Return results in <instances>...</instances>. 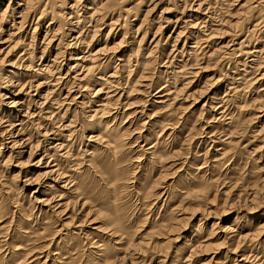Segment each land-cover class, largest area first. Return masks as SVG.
<instances>
[{
    "label": "rangeland",
    "instance_id": "374dc122",
    "mask_svg": "<svg viewBox=\"0 0 264 264\" xmlns=\"http://www.w3.org/2000/svg\"><path fill=\"white\" fill-rule=\"evenodd\" d=\"M22 3H0V264H264L257 9L110 0L93 28L88 1L19 25Z\"/></svg>",
    "mask_w": 264,
    "mask_h": 264
},
{
    "label": "bare ground",
    "instance_id": "6f19581e",
    "mask_svg": "<svg viewBox=\"0 0 264 264\" xmlns=\"http://www.w3.org/2000/svg\"><path fill=\"white\" fill-rule=\"evenodd\" d=\"M2 1L3 0H1L0 1V3H2ZM9 1L10 0H8V3H9ZM20 2H23L21 5H18L17 4V10H18V15H19V18L20 19H22V21L19 23V25L21 24L22 25V22L23 21H25V18L31 13V14H33V12H30L32 9H33V6H30V5H28V2H34V1H36V0H19ZM78 1V0H77ZM80 1V3L82 4V5H84L85 4V2H87L88 1V3H91V5L93 6V7H88L87 9H85V10H87V12H83L81 15L83 16L82 18L83 19H81L80 18V20H84L83 21V23H85V21H87L88 23H93V28L94 27H96L97 25H98V23H100V24H103L104 23V18H108V15H109V12L107 11V9H109V7L108 6H106L105 5V3H107L108 1H110V0H106L104 3H103V0H79ZM242 1H244V3L241 5V6H239V3H237V2H242ZM48 2V1H47ZM234 2H236V3H234L235 4V8L236 7H238V10H240L241 8H243V6L245 5V4H247V6H244V7H246V12L245 13H247V11L249 12V10H251V11H253V10H256V13H258V18H260L261 20H263V22H264V18L260 15L261 13H262V11H264V0H234ZM74 3V5H77V3L76 2H73ZM71 4V3H70ZM98 4H100L99 6H98ZM209 4V3H208ZM213 4V3H212ZM8 5V4H7ZM74 5H71V6H69V9H73L74 8ZM80 5V4H79ZM89 6V5H88ZM2 7V6H1ZM5 7V6H4ZM45 7V6H44ZM86 7V6H85ZM189 7V6H188ZM12 8V7H11ZM152 8H153V6H152ZM152 8L150 9L149 8V12L150 11H152ZM187 8V7H186ZM196 9H191V11L192 12H195L196 14L199 12V10H200V6H197V7H195ZM207 8V7H206ZM234 8V9H235ZM7 9H9V8H6L5 10H7ZM68 9V8H67ZM204 9V8H203ZM4 10V11H5ZM44 10V9H43ZM238 10H237V13H238ZM244 10V9H243ZM3 11V12H4ZM33 11V10H32ZM77 11H79V10H77ZM81 11V10H80ZM123 11H125V13H126V9H124ZM148 11V10H147ZM0 12H2V10L0 11ZM9 12V11H8ZM61 12V11H60ZM63 12V11H62ZM204 12H205V9H204ZM253 12H255V11H253ZM14 13H16L15 11H14ZM190 13V12H189ZM241 13V12H240ZM62 16L65 14V12H63V13H60ZM72 14H74V13H72V12H68V13H66V15L64 16V18L66 19L67 17H69L68 19H66V21L68 22V24H69V26H70V32L69 33H71V35L69 36V37H71L72 36V34H75L76 33V35H77V37H75V38H73V40H75V39H78V37L79 36H81L82 35V33L81 32H74L73 31V28L76 26V25H78L79 24V21L78 22H76V18H73L72 17ZM187 14V13H186ZM191 14V13H190ZM199 14H201V13H199ZM251 14H253V13H251ZM40 15L42 16L43 15V13H40ZM76 15V14H75ZM239 15V14H238ZM246 15H248V14H246ZM264 15V14H263ZM41 16H39L38 17V20H39V18L41 17ZM67 16V17H66ZM190 16V15H189ZM240 16V15H239ZM243 16V15H242ZM250 16H252V15H249V17ZM11 17V16H10ZM81 17V16H80ZM186 17V16H185ZM193 17V16H192ZM206 17V16H205ZM244 17H246V16H244ZM257 17V16H256ZM28 18V17H27ZM106 18V19H107ZM161 18V17H160ZM179 18V17H178ZM184 18V17H183ZM204 18V17H203ZM214 18H215V16H214ZM239 18V17H238ZM241 18V17H240ZM216 19V18H215ZM117 20V19H116ZM210 20V19H209ZM235 20H236V18H235ZM237 20H240V19H237ZM242 20V19H241ZM249 20V19H248ZM33 21V20H32ZM111 21V20H110ZM159 21V20H158ZM188 21V20H187ZM192 21V20H191ZM213 21V20H212ZM76 22V23H75ZM215 22V21H214ZM241 21H236V23L235 24H239ZM14 23V22H13ZM32 23V22H31ZM34 23V22H33ZM82 23V24H83ZM155 23V22H154ZM167 23V22H166ZM195 23V22H194ZM86 24V23H85ZM175 24V23H174ZM190 26H192V23H188ZM211 24V23H210ZM214 24V23H213ZM50 25V24H49ZM141 25V24H140ZM158 25V24H157ZM162 25V24H161ZM201 25V24H200ZM81 26V25H80ZM84 26V25H83ZM87 26V25H86ZM159 26V25H158ZM213 26V25H212ZM32 27V26H31ZM77 27V26H76ZM79 27V26H78ZM101 27V26H100ZM139 27H141V26H139ZM200 27V26H199ZM53 28V27H52ZM60 28V27H59ZM83 28V27H82ZM84 28H85V26H84ZM77 29V28H76ZM138 29V28H137ZM136 29V30H137ZM184 29V28H183ZM221 29V28H220ZM57 30V29H56ZM94 30V29H93ZM217 30V29H216ZM228 30H229V28H228ZM51 31V30H50ZM85 31V30H84ZM110 31H111V28H110V30H109V33H110ZM139 31V30H138ZM184 32V31H183ZM222 32V31H221ZM196 34V33H195ZM225 34V33H224ZM93 35H94V33H93ZM190 35V34H189ZM177 37V36H176ZM191 37V36H190ZM195 37V36H194ZM207 37V36H206ZM188 38V37H187ZM82 39V38H81ZM191 39V38H190ZM208 39V38H207ZM188 40V39H187ZM73 42V41H72ZM78 42V41H77ZM76 42V43H77ZM81 42V41H80ZM231 42H233V40H231ZM79 43V42H78ZM68 44V43H67ZM59 45V44H58ZM86 45H87V43H86ZM257 50V49H256ZM254 51V54L257 56V55H259V54H261V51L262 50H259V51ZM60 51L61 50H58V52H57V55L58 54H61L60 53ZM100 51V50H99ZM99 51H97V52H99ZM97 52H96V54H97ZM264 53V52H263ZM42 55V54H41ZM93 56H95L94 54H93ZM252 57H254L253 55H251ZM41 58H42V56H40ZM258 57V56H257ZM261 57V56H260ZM92 58V57H91ZM255 61V60H254ZM251 62H252V60H251ZM49 63V62H48ZM58 63V62H57ZM53 64V63H52ZM256 65V64H255ZM59 67V66H58ZM93 67H95V66H93ZM60 69V68H59ZM56 71H54V73H55ZM57 73V72H56ZM60 74V73H59ZM113 76V75H112ZM43 82V81H42ZM99 91V90H98ZM97 91V92H98ZM5 99H7V98H5ZM106 100H104V102H105ZM42 102V101H41ZM9 104V107L10 108H12V107H18V108H20V109H18L17 110V112L18 113H24L23 112V106L22 107H19V102L18 101H16V99H11V101L8 103ZM15 109V108H14ZM16 110V109H15ZM33 113V112H32ZM15 136V135H14ZM13 141V144H18L19 142L17 141V140H12ZM12 143V142H11ZM15 145V146H16ZM62 145V144H61ZM13 146V145H12ZM11 146V147H12ZM20 146V145H19ZM16 148H17V146H16ZM19 150V149H18ZM21 153V152H20ZM53 167V166H52ZM54 173H57V170H53L52 168L49 170V171H47V172H45L44 174L45 175H47V176H52V175H56V174H54ZM61 175L60 174H58V175H56V178H58V179H63L62 177L61 178H59ZM57 179V180H58ZM63 188V187H62Z\"/></svg>",
    "mask_w": 264,
    "mask_h": 264
}]
</instances>
